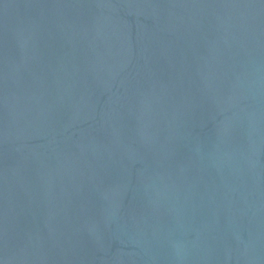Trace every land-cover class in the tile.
<instances>
[{
    "label": "water",
    "instance_id": "obj_1",
    "mask_svg": "<svg viewBox=\"0 0 264 264\" xmlns=\"http://www.w3.org/2000/svg\"><path fill=\"white\" fill-rule=\"evenodd\" d=\"M0 264H264V0H0Z\"/></svg>",
    "mask_w": 264,
    "mask_h": 264
}]
</instances>
